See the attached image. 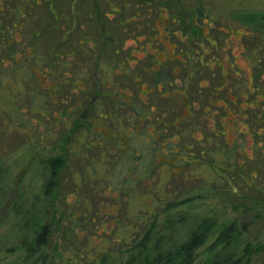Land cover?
<instances>
[{"label": "rangeland", "instance_id": "rangeland-1", "mask_svg": "<svg viewBox=\"0 0 264 264\" xmlns=\"http://www.w3.org/2000/svg\"><path fill=\"white\" fill-rule=\"evenodd\" d=\"M40 1L0 0V158L6 157L0 183L30 180L36 190L38 160L64 155L59 204L89 201L83 221L95 217L99 225L92 239L101 236L103 224L120 237L152 213L149 226L168 215L186 218L172 230L174 244L183 243L198 221H236L242 248L253 251L250 264H264V51L250 55L264 28L255 34L257 24L244 21L264 15V0H84L74 13L72 0H58L51 15ZM192 24L204 26L201 36ZM88 35L91 41L78 43ZM58 72L68 82L56 86ZM21 77L29 83L17 87ZM19 94L31 125L13 133V118L3 115ZM256 97L263 99L261 109L249 111L245 121V106ZM44 104L46 117L30 114ZM199 153L207 159L183 166L185 155ZM234 158L242 168L237 174ZM227 173L230 185L213 181ZM5 217L4 206L0 264H9L15 256L8 251L17 247L7 245ZM64 237L61 231L54 236L55 264H87L67 252ZM73 240L81 245L84 235ZM212 241L197 251L195 264ZM128 248L112 244V264H120Z\"/></svg>", "mask_w": 264, "mask_h": 264}, {"label": "trees", "instance_id": "trees-1", "mask_svg": "<svg viewBox=\"0 0 264 264\" xmlns=\"http://www.w3.org/2000/svg\"><path fill=\"white\" fill-rule=\"evenodd\" d=\"M244 21L245 23L257 24L258 29H260L258 30L255 28L252 29L251 32L257 34L261 29L263 31L264 15L258 18L257 15L254 14V17L252 15L251 18L245 19ZM203 27L204 26L201 27V25L198 29L193 27L196 33L195 37L202 35ZM258 36L262 42L260 45L256 46L255 49H252L250 53L252 58L257 57L258 53L264 51V38L261 33H258ZM245 54L246 53L243 52V55ZM1 76L0 74V77ZM63 76L61 72H58L57 75L54 76L55 79L53 82L55 81L56 86H59L63 81H67L66 79L63 80ZM25 82L29 83L27 77H21L17 82V87ZM18 97L19 102L14 104L3 115L4 118L7 117V115L8 119L13 118L11 124H8L9 132L13 133L24 132L30 129L31 125L30 117L26 119L24 108L20 105L23 101L24 94ZM95 98H97V96ZM255 99L256 101L247 103L245 106V111H243L245 121L251 120V115L248 113L249 111L261 109L260 102L263 99L257 100V97ZM46 108L47 104L32 106L30 114L36 112L41 118L46 117L44 112ZM66 111L67 108L64 107L61 112V114H63L61 116L62 118L66 115ZM255 117L259 119V113L256 114ZM39 120L41 119H38V122ZM247 124L251 127L250 123L247 122ZM191 154L195 157L192 152ZM126 155L127 158H129L128 154ZM36 159L38 160L39 158ZM206 159L205 157H201L199 153V157L197 158H192L189 155L187 157V155H185L181 162H184L183 166L185 162L190 165V161L191 165H199L201 161H205ZM5 160L6 157L0 158V167L1 165L3 166ZM246 162L249 163L248 161ZM37 163L40 165L37 170L41 179L39 178V184L36 190H33L30 180H28L25 185H21V181H17L15 184H13V182L0 183V208L5 206L6 220H4V222L8 224L9 229L6 242L7 245L15 243L17 246L14 251H8L9 254L13 253L15 256L9 264H55V260L59 256V251L58 245L54 243V236L59 231L65 234L64 239L68 248H66L67 252L79 260H85L87 264H112L111 259L113 254L108 249L115 243L129 247L121 254L120 264H195L197 251L205 246L211 238H213V241L209 244V247L206 248L207 255L201 264H250L251 262L253 251L250 245L242 248V229L236 221H231L222 225H218L212 219H205L201 222L198 221V226L190 232L183 243L174 244L172 233L176 226H182L185 223L184 219L186 220V218L184 216L173 218L168 215L161 225H158V222L156 224V220H154L149 226L148 222L151 216H154L152 213L151 216L145 218L143 223L135 226L131 230L124 231L120 237H114L112 228L109 232L107 229L105 230L108 225L103 224L101 236H96L95 239H92L90 233L94 232L95 228L97 226L99 227V225L96 223L95 217L89 219L88 224L85 225V221H87L86 218L90 215L89 201H78V205H75V203L73 207H71V204H68L67 208L59 204L60 199L62 200V196L60 191L57 190V177L60 170L67 163V157L63 155L48 160L40 161L39 159ZM233 163L234 171L232 172L236 174L240 173L242 168L235 158ZM42 164L44 165L43 168L47 169L49 172V179H47L46 182L42 181H45L47 174L41 167ZM230 173L225 174V178L217 175L216 180L213 181L215 183L220 182L230 185L232 181L229 177ZM241 177L242 176H240V178ZM250 178L255 179L256 177L250 175ZM65 198H69L68 194H65ZM164 199L165 197H161L157 199V202H162ZM84 204H86L88 210L84 209ZM171 207V205H168L163 211L167 212ZM63 208L64 210L62 211ZM77 216H80V219L77 218ZM142 224L145 225L140 229L139 227H141ZM80 235H84V243L76 245L73 237L75 236L78 239Z\"/></svg>", "mask_w": 264, "mask_h": 264}, {"label": "flooded vegetation", "instance_id": "flooded-vegetation-1", "mask_svg": "<svg viewBox=\"0 0 264 264\" xmlns=\"http://www.w3.org/2000/svg\"><path fill=\"white\" fill-rule=\"evenodd\" d=\"M55 1H58V0H45L44 2H46V3H48V7H47V9H48V12H49V14L51 15V11H52V9H54L55 10V8H54V3H55ZM90 1V3H91V1L93 2V3H96V0H86V2L88 3ZM82 2H84V0H72V5L70 6V9H71V11L73 10V12L72 13H74L75 12V7H78V3L79 4H81ZM29 3V2H28ZM41 3V1L40 0H35V4H36V6L37 5H39ZM30 4V3H29ZM107 4H111V2H109L108 0H107ZM30 6H31V4H30ZM94 9H98V7L95 5L94 6ZM56 12V11H55ZM57 13V12H56ZM23 14V16H26L27 15V13L25 14V13H22ZM118 14L119 15H121V13H120V11L118 12ZM91 17V13L88 15V18H90ZM106 17L108 18V19H111V17H110V14H107L106 15ZM121 17V16H120ZM53 18V17H52ZM61 19H62V17H61ZM77 19H78V13H76V16L73 18V20H74V24H75V27H76V22H77ZM63 25V24H62ZM81 27V29H83L84 28V26L83 25H81L80 26ZM74 30H75V28H74ZM73 33V32H72ZM72 33L71 34H69V36H71L72 35ZM67 39V38H66ZM66 39H65V41H66ZM86 39H89V41H91V35H88L87 37L85 36L82 40H79L78 41V43H85V41H86ZM63 41V40H62Z\"/></svg>", "mask_w": 264, "mask_h": 264}]
</instances>
